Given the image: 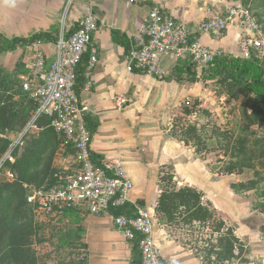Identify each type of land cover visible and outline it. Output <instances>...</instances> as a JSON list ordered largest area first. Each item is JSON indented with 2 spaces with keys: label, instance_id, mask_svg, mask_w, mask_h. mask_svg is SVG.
<instances>
[{
  "label": "rangeland",
  "instance_id": "374dc122",
  "mask_svg": "<svg viewBox=\"0 0 264 264\" xmlns=\"http://www.w3.org/2000/svg\"><path fill=\"white\" fill-rule=\"evenodd\" d=\"M228 5L229 8L241 7L248 12L257 24V39L264 41V0H228ZM4 55L6 53H0V63ZM23 55L12 69L5 71L14 73L26 52ZM229 57L255 60L259 67L264 68V47L248 45L243 53H229ZM232 67L221 63L206 68L202 76L195 79L196 82L181 84L186 93L180 99L173 87L158 86L147 80L142 85L141 122L152 133L177 135V141L182 145L185 144L179 139L189 141L190 146L186 147L206 168L219 176H233L231 183L238 195L237 202L250 213L243 222L244 227L259 230L264 237L261 230H264V115L261 110L264 95L256 98L257 91L251 84L255 73L240 78ZM27 72V67L20 69V73ZM19 76L15 79L21 81ZM17 89L18 85H12L11 89L6 86L0 88V219H5L2 228L6 231L3 236L0 231V264L12 261L9 247L11 232L24 240L22 264H102L97 261L98 255L90 254V246L92 244L93 252L98 253L105 235L94 233L88 212L60 213L56 210L42 213L27 200L32 189L48 183L56 173L63 176L73 173L79 159L77 152L68 148L48 125L36 123L38 118L35 114L24 129L13 132L4 115L19 111L17 109L23 106ZM163 103L168 105L163 106ZM149 150L146 166L150 172L156 170V175L159 174L164 186L162 191L184 188L179 183L175 184L173 168L164 166L159 170L158 166H154L162 162L172 164V153L182 154L183 148L152 142ZM233 163L237 164L236 173L225 174ZM203 203L211 213L206 221L182 223L178 229L162 226L182 252L205 264H247L245 259L251 261L250 264H262L264 239L256 250L262 251V255L254 254L249 242L242 239L246 247L242 254L235 250L237 257L232 261L219 262L215 253L208 254L210 250L222 251L219 247L212 248L217 245L216 239L227 229L234 230L237 236L239 224L225 221L222 213L211 204ZM186 217L182 215V219ZM155 219L159 225V219L156 216ZM106 220L113 229L112 220ZM221 223L225 226L222 227ZM117 261L124 264L120 258Z\"/></svg>",
  "mask_w": 264,
  "mask_h": 264
},
{
  "label": "crops",
  "instance_id": "0c3cea01",
  "mask_svg": "<svg viewBox=\"0 0 264 264\" xmlns=\"http://www.w3.org/2000/svg\"><path fill=\"white\" fill-rule=\"evenodd\" d=\"M154 6L161 7L193 28L207 16H215L229 8L228 0H0V34L9 39L31 37L39 32L57 34L58 37L67 36L77 28L81 19L94 14L99 21L92 41L98 49V64L91 74L89 88H85L79 95L80 103L89 107L90 115L99 122L91 141V152L100 155L104 163L119 160L134 184L130 194L131 204L142 205L154 213L164 186L156 170L150 172L146 166L149 147L152 142L165 143L167 147L180 145L184 151L182 154L176 151L172 153V164L162 162L154 166H158L159 170L164 166L173 168L175 180L180 185L202 192L203 200L222 213L225 221L239 224L237 236L249 242L254 254L262 255V251L256 250L263 244L264 237L259 230L244 227L243 222L250 213L237 202L238 195L231 183L233 176H219L210 171L185 145L168 136L170 132L152 133L142 125L140 112L143 109L144 82L153 81L163 87L169 85L176 91L178 99L186 93V88L184 92L175 81L167 82L127 71L126 55L130 42L139 34ZM252 36V33L230 26L221 41L207 35L202 36V41L210 48L235 54L246 51L245 41ZM54 45L42 47L50 60L54 58ZM25 52L23 62L28 68L31 59L29 54L34 52L31 48L6 53L0 68L12 69L16 60ZM176 64L170 59L161 62L162 68L169 75ZM119 98L127 101L122 107L117 104ZM166 105L168 103H163V106ZM164 118L167 120V115ZM89 221L93 223L95 234L105 235L98 253L93 252L91 244L90 254L98 255L97 261L102 264H118V258L124 264H130L133 258L131 246L122 234L115 227L112 229L104 217L89 215ZM154 241L164 264H202L198 258L182 252L166 229L159 225L154 229ZM255 259L258 261L257 256Z\"/></svg>",
  "mask_w": 264,
  "mask_h": 264
},
{
  "label": "built area",
  "instance_id": "2783aa9c",
  "mask_svg": "<svg viewBox=\"0 0 264 264\" xmlns=\"http://www.w3.org/2000/svg\"><path fill=\"white\" fill-rule=\"evenodd\" d=\"M98 22L94 14H89L79 21L71 37L61 35L54 45L52 60L42 50L43 44L29 47L34 52L28 63V74L22 78L23 91L38 106L36 118L41 115L53 118L54 132L76 150L79 165L73 173L59 175L57 186L48 190L32 189L27 200L42 213L76 209L110 218L127 242L139 240L142 264H164L154 241V229L158 226L155 212L135 205L134 217L112 214L113 209L131 204L130 194L134 188L120 161L113 160L100 167L91 159V137L85 122L90 109L80 103L74 86L76 69L88 55L85 78L86 88H89L99 58L98 49L92 43ZM230 26L253 34L246 39L247 46L264 47V41L257 39V24L241 7H230L215 16H207L193 28L154 6L139 34L130 42L126 55L127 71L163 80L169 73L162 68L161 62L170 59L176 63H191L201 73L225 55L221 49L205 45L202 36L221 41ZM126 103L123 98L117 101L119 107Z\"/></svg>",
  "mask_w": 264,
  "mask_h": 264
},
{
  "label": "trees",
  "instance_id": "16d2710c",
  "mask_svg": "<svg viewBox=\"0 0 264 264\" xmlns=\"http://www.w3.org/2000/svg\"><path fill=\"white\" fill-rule=\"evenodd\" d=\"M76 30L77 28L70 31L67 34L66 38L71 37L76 32ZM58 40L59 37L57 36V34H52V33L39 32L31 37H26V38L14 37L11 39L5 38L2 34H0V53H11V52H16L18 50H25L26 48H29L36 43H41L43 45L55 44L58 42ZM88 59H89L88 55H85L76 69V81H75L74 91L78 97L80 93L86 88L87 85L85 72L88 66ZM221 63L225 65H231V67L233 66L232 70L235 69L234 73L240 76V78H243L245 76H250L251 74L255 73V76L251 79L252 80L251 84L257 91L256 98L259 99L264 95V68L259 67L256 64L255 60L254 61H250V59L241 60L240 58L233 59L232 57H229L228 53H225L224 56L216 59L211 65H220ZM234 65H236V68H234ZM24 68L26 67L21 60L17 63L15 72L12 74L7 73L3 68H0V88L2 86H6L11 89L12 85L13 86L18 85L17 90H19L18 92L20 96L19 98L22 101V105H23L22 107L17 109L19 111H10L8 112L7 115H4L6 118L7 125L11 127L13 132H19L22 129H24V127L32 119L34 114L36 116V111L38 108L37 104L33 99L30 98L28 93H25L23 91L21 85L22 79L21 81H19V79L17 80L15 79L16 76L18 77L20 75L23 78L28 74V72L20 73V69H24ZM203 72L199 73L196 69V66H194L191 63H177L172 73L168 75L166 78H164L163 81H167V82L175 81L180 85L186 82H190V83L196 82L195 79L201 77ZM261 94L262 96H260ZM262 98L264 100V97ZM261 110H263V115H264V106L261 107ZM187 113H190L188 109H187ZM52 121H53L52 117H49L47 115H41L40 117H38L36 123L39 125L46 124L54 132L52 127ZM85 122L92 141L93 137L95 136L98 130L99 122L90 114L85 115ZM192 130L194 131L195 129ZM172 137L178 140L177 135L175 136L174 134V136ZM179 141L183 142L185 146H190L189 141H185L183 139H179ZM66 145L68 146V148L72 149L73 151H76L69 144ZM91 159L96 166H100V167L103 166L104 160L100 155L91 152ZM228 167H229L228 171L224 172L225 174L232 175L236 173L237 164L233 163ZM60 174L61 173H56L48 183L35 187L34 189L48 190L57 186L58 176ZM175 184H178V182L175 181ZM232 188H234L233 185ZM203 202L204 200H203L202 192L188 186H185L184 188L179 189L178 191L163 190L158 198L157 206L154 212H155V216L159 219V225H161V227L167 226L170 228L172 227L178 229L180 228L182 223L187 224V223H192L194 221L203 222L206 221L209 217H211V213L209 209L207 208V206L204 205ZM140 207H142V205ZM58 211H60V213H67V212H76L78 210L61 209ZM112 214L114 216L134 217L136 215V207L133 204H127L123 207L113 209ZM183 214L187 215V217L182 219ZM4 220L5 219L3 218L0 219V231L2 232V236L6 235V231L2 228L4 224ZM221 226L224 227L225 224L221 223ZM261 230L264 231L262 228ZM216 232L220 233L221 231H216ZM9 238H10L9 247L11 254L10 256L12 259V261H10V264L11 263L22 264L24 259V254H23L24 252L23 249L25 246L24 240L14 232H11ZM216 241H217V245L215 246L213 245L212 248L219 247L222 249V251L214 252V250H210L208 251V254L212 255L213 253H215L217 255L219 262L232 261L237 257L235 255V250L240 251V254H242L243 249L246 247L243 241H241V239L235 235V231L232 229H227V231L223 235H221L220 238L216 239ZM129 244L131 246L132 256H133L130 264H142L141 254L139 250V240L136 239L134 241L129 242ZM244 262L247 264L251 263V261L246 259ZM202 263L205 264V262Z\"/></svg>",
  "mask_w": 264,
  "mask_h": 264
},
{
  "label": "water",
  "instance_id": "95a60500",
  "mask_svg": "<svg viewBox=\"0 0 264 264\" xmlns=\"http://www.w3.org/2000/svg\"><path fill=\"white\" fill-rule=\"evenodd\" d=\"M167 114V112H165V115Z\"/></svg>",
  "mask_w": 264,
  "mask_h": 264
}]
</instances>
